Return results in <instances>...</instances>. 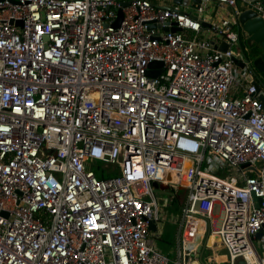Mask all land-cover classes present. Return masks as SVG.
<instances>
[{
  "label": "built area",
  "instance_id": "2783aa9c",
  "mask_svg": "<svg viewBox=\"0 0 264 264\" xmlns=\"http://www.w3.org/2000/svg\"><path fill=\"white\" fill-rule=\"evenodd\" d=\"M195 1L0 0V264H170L152 183L181 200L173 264L211 236L264 264V107L238 29L264 0Z\"/></svg>",
  "mask_w": 264,
  "mask_h": 264
},
{
  "label": "water",
  "instance_id": "95a60500",
  "mask_svg": "<svg viewBox=\"0 0 264 264\" xmlns=\"http://www.w3.org/2000/svg\"><path fill=\"white\" fill-rule=\"evenodd\" d=\"M191 0H174V3L177 5L182 4L185 7H188ZM248 2H254L256 0H246ZM194 2H197L194 0ZM123 6H127V3H123ZM122 19L121 14L119 13L118 19L114 23V27H118ZM239 27L238 29L242 30L248 37V41L254 44V47L250 51H244L245 59L248 63L249 74L246 77V82L256 88V95L258 96L259 101L264 107V95L260 92L264 91V21L257 18L255 14L251 11H244L241 13L238 19ZM205 26V25H203ZM154 26H149V29H153ZM158 28V27H157ZM166 30V29H165ZM171 32H180L175 26L171 28ZM219 51H226L227 46L222 45L217 48ZM235 64L239 69L245 68L244 64H239L235 61ZM160 65V64H156ZM152 76V75H151ZM247 166H243L246 168ZM152 188L154 190L164 192L168 190V187H163L157 183H152ZM149 230L152 233L156 232V227L154 224L149 226ZM262 233H258L256 237H260ZM204 251V250H203ZM238 264H243V262H238Z\"/></svg>",
  "mask_w": 264,
  "mask_h": 264
},
{
  "label": "rangeland",
  "instance_id": "374dc122",
  "mask_svg": "<svg viewBox=\"0 0 264 264\" xmlns=\"http://www.w3.org/2000/svg\"><path fill=\"white\" fill-rule=\"evenodd\" d=\"M242 3L238 1V6L240 7ZM181 10H188L195 12L194 10L187 9L180 6ZM213 16H216V12L211 13ZM90 164V168H91ZM106 171L108 172L110 170V166L104 167ZM173 194L172 190L166 191V192H159L155 191L156 200L159 206V212L162 217V236L159 240H156L157 245L159 244L161 251L164 254L169 253L171 251L173 255L178 250V232H179V224L181 221V205H177V203L171 202V195ZM178 203L181 201L177 199ZM166 204V207L163 205ZM216 215H218V211H216ZM155 242V244H156ZM209 252V251H208ZM210 253V252H209ZM220 253H224V251L219 252L215 255L218 260L221 258L220 264H229L228 262V256L225 254V256L221 257ZM173 255L169 256L170 264H173Z\"/></svg>",
  "mask_w": 264,
  "mask_h": 264
},
{
  "label": "crops",
  "instance_id": "0c3cea01",
  "mask_svg": "<svg viewBox=\"0 0 264 264\" xmlns=\"http://www.w3.org/2000/svg\"><path fill=\"white\" fill-rule=\"evenodd\" d=\"M240 47L241 49L243 50V52L245 51H250L251 48H253L251 46V43L248 41V37L247 35L242 37L241 39V43H240ZM241 64V63H239ZM263 94H264V91H263ZM203 226V223L200 222V227ZM162 224L158 226L157 228V231L155 232L156 234L153 235V239L154 241L156 242V240H159V238L162 236ZM202 231V228H200V232ZM264 239V233H262V235L260 237H255L253 239V244H254V247L256 249V251L258 252L259 255H261V251H260V243H261V240ZM209 240L207 239H204L202 241V245L200 246V248L198 249V253H196V255L194 256V264H220L221 263V258H218L213 255V254H218V250L219 252L221 251H224V253H220L221 257L225 256L226 252L224 249H222L218 242H215L214 239L212 238V242L208 243ZM209 244L210 247H212L214 244H216L213 249H209L207 248L205 245L206 244ZM156 246L158 248V245H157V242H156ZM158 250L164 255V253L158 248ZM204 250V251H203ZM210 253H209V252ZM166 255H169V256H172L173 253L171 251H169V253H167ZM180 259V249H179V246H178V250L176 251V253L173 255V262L175 260H179Z\"/></svg>",
  "mask_w": 264,
  "mask_h": 264
},
{
  "label": "trees",
  "instance_id": "16d2710c",
  "mask_svg": "<svg viewBox=\"0 0 264 264\" xmlns=\"http://www.w3.org/2000/svg\"><path fill=\"white\" fill-rule=\"evenodd\" d=\"M90 169L94 172V174L96 175V177H97L98 179H104V178H105L107 171H106V169H105L103 166H101V165H99V164H97V165H91V168H90ZM112 174H113V175H117V174H118V170L115 169L114 172H113ZM171 202H173V203H177V205L179 206V203H178L177 199H172ZM160 238H161V237H160ZM160 238H159V239H160ZM158 248L161 250L159 244H158ZM164 255H165L168 259H170V258H169V255H166V254H164Z\"/></svg>",
  "mask_w": 264,
  "mask_h": 264
},
{
  "label": "bare ground",
  "instance_id": "6f19581e",
  "mask_svg": "<svg viewBox=\"0 0 264 264\" xmlns=\"http://www.w3.org/2000/svg\"><path fill=\"white\" fill-rule=\"evenodd\" d=\"M212 238H213L214 241H215V237H214V236H211L210 239H209V241H208V243L212 242Z\"/></svg>",
  "mask_w": 264,
  "mask_h": 264
},
{
  "label": "flooded vegetation",
  "instance_id": "af4514ba",
  "mask_svg": "<svg viewBox=\"0 0 264 264\" xmlns=\"http://www.w3.org/2000/svg\"><path fill=\"white\" fill-rule=\"evenodd\" d=\"M251 46L254 47V44H252Z\"/></svg>",
  "mask_w": 264,
  "mask_h": 264
}]
</instances>
